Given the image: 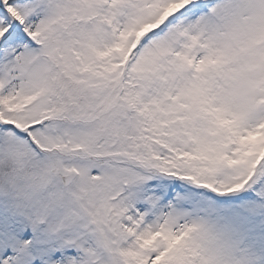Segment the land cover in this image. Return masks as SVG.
Wrapping results in <instances>:
<instances>
[{"label": "snow or ice", "instance_id": "obj_1", "mask_svg": "<svg viewBox=\"0 0 264 264\" xmlns=\"http://www.w3.org/2000/svg\"><path fill=\"white\" fill-rule=\"evenodd\" d=\"M0 264H264V0H0Z\"/></svg>", "mask_w": 264, "mask_h": 264}]
</instances>
